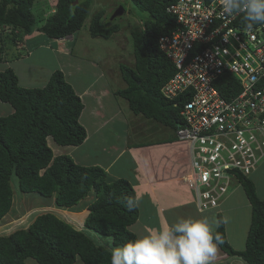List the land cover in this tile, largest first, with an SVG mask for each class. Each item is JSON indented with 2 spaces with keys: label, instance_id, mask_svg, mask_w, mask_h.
Returning a JSON list of instances; mask_svg holds the SVG:
<instances>
[{
  "label": "trees",
  "instance_id": "trees-1",
  "mask_svg": "<svg viewBox=\"0 0 264 264\" xmlns=\"http://www.w3.org/2000/svg\"><path fill=\"white\" fill-rule=\"evenodd\" d=\"M134 2L148 20L142 28L130 31L133 65L120 63L126 88L115 96L124 99L135 116L175 130L182 120L181 103L160 92L175 67L159 44L161 37L170 36L177 27L175 18L166 13L174 0ZM39 3L0 0V62L26 56L24 45L28 47L26 42L37 33L54 41L77 34L89 20V35L108 41L121 28L114 23L118 17L108 19L104 9L90 14L92 0H56L53 14L44 13L49 4L39 9ZM238 21L246 27L243 13ZM220 87L225 93V87ZM0 102L12 108L11 114L0 116V220L10 211L16 193L53 200V207L63 210H71L94 193L81 228L43 211L26 227L0 235V264H74L77 259L83 264H111V251L95 244L84 230L110 239L113 247L137 239L129 230L139 215L135 192L125 179L108 182L98 166L78 165L68 155L54 156L48 138L57 146H80L87 135L79 122L83 105L62 72L52 73L41 88H23L11 69L0 71ZM237 176L251 207L245 248L236 251L229 245L220 214L212 234L220 236L217 246L226 255L246 264H264V200L257 196L249 177Z\"/></svg>",
  "mask_w": 264,
  "mask_h": 264
},
{
  "label": "built area",
  "instance_id": "built-area-1",
  "mask_svg": "<svg viewBox=\"0 0 264 264\" xmlns=\"http://www.w3.org/2000/svg\"><path fill=\"white\" fill-rule=\"evenodd\" d=\"M166 13L177 27L159 44L175 74L160 92L181 103L174 137L186 146L201 212L264 162V24L240 25L242 13L226 17L222 0H174Z\"/></svg>",
  "mask_w": 264,
  "mask_h": 264
},
{
  "label": "crops",
  "instance_id": "crops-1",
  "mask_svg": "<svg viewBox=\"0 0 264 264\" xmlns=\"http://www.w3.org/2000/svg\"><path fill=\"white\" fill-rule=\"evenodd\" d=\"M85 35L82 36V39H85ZM77 39L78 35L75 34L71 36H66L59 40H54L53 44H60L64 41L72 42L73 40L74 45L75 40ZM79 42H81L82 44V40H79ZM24 46L27 50L26 52H28V54L31 53L32 56L36 49L43 50L44 48V46L42 45H37L33 47V50L31 51L26 45ZM56 48L61 49L62 47ZM55 49L50 50L51 54L48 56L53 57L57 61V67H59V70L56 71L62 72L65 81L71 86L74 93L81 100L83 110L79 118V122L81 125L84 126L87 135L85 141L80 146L61 147L57 146L50 139L53 146L58 149L57 152H53L54 156L68 155L78 165L98 166L106 173L108 182L116 179L127 180L124 176L126 174H131V176L133 177V182H131L132 184L128 180L127 181L131 184L133 190L136 191L138 188L143 190L144 195H146L144 197L146 203H149L150 201L155 203V206L150 207L152 208L150 214H157L159 218H161L163 221L161 223H158L159 219H157V221H154V218L151 217V219L149 218L148 220L150 224L143 223L141 219L142 214L140 213V209H138L139 215L137 221L133 225L129 226V230L135 234L136 238H141L145 235H148L150 232L158 231L167 226L172 227L176 223L180 222L177 216L181 215V207L187 205H195L193 197L186 198L185 194L187 193H182V191H186L184 188L191 191L188 184L190 167L188 163L186 146L184 144L175 142L174 130H172V134H170L169 131L171 130L163 126V130L165 131V133L168 134V136H166V134L161 136L156 135L155 138L151 139L149 137L144 138V136L139 135L140 133L137 135L134 134L135 132H133V130L135 129L137 121L144 120L146 121L145 123H147V126H151L152 124H149L148 120L141 115L135 116L128 109L126 101H122L120 100L121 98H117L115 96V93L118 90L126 88V84L122 80L120 72H115L116 74H112L111 71L101 68L98 63L94 62V59H90V61H84L82 56L85 53H81V56L77 57L73 53V51H64L65 48H62V51ZM26 60L27 59H25V57L11 60H8L7 58L3 62H0V71H4L5 69H11L16 75L17 69L22 67ZM119 65L120 63H118V68ZM86 77H89L87 81L84 80ZM49 78L45 80L46 83L48 82ZM104 82L106 84H104ZM115 82L118 83V88L114 90L113 88H111L110 85ZM18 84L20 87L30 88L29 86H21L19 79ZM104 99L105 103L102 102V100ZM7 106L9 108V113L2 116H6L12 113V108L9 105ZM88 116L90 120H93V122L90 124L81 123V120H84V118ZM99 116H102V120ZM97 119L100 120L96 122ZM108 126H119L121 136L113 137L110 140H103V130ZM136 131L140 132L137 129ZM130 134H132L131 137ZM146 138H148L149 141H146ZM48 145L50 146L49 143ZM50 148L52 149L51 146ZM170 183L173 184V186H171ZM175 184L178 186V188L180 187V193L176 192ZM159 185L161 186L157 188ZM164 185L169 186V189L171 187L170 190H174L171 192H176V194H182V199H185V204L183 203L180 205V202H175L174 205L170 204V198L172 193L165 191L163 192V190H165L166 188ZM234 192L235 191L233 189V191H231V193L227 195V197L220 203L217 208L211 209L210 212L212 214H206L203 215V217H199V214H197L198 216L194 215L193 218H191L190 214L188 213V219L200 220L207 218L209 221V225L212 228V231H214L218 224V219L216 217L218 214H220L224 223L225 236L230 245L231 243L227 238L226 228L228 222L224 218V214L230 216L231 212L235 209L233 206L235 195ZM161 200L163 205H161ZM135 201L138 202V195L136 196V194ZM49 204L52 205L51 201L47 200L43 201L42 205L38 204L36 206L39 208H47L44 206ZM89 204L90 203L86 204L85 206L82 205L80 207L77 205L71 210H65L72 215L71 221L73 222V224L75 222V224L79 228H81L80 226H82L83 221L86 215L88 214L87 208ZM52 210H55V207H53ZM50 212L55 213L54 211ZM174 214L176 216V220L173 223ZM70 224L73 227H76L75 224ZM232 225L233 230L237 231V233H234L236 236V234H238L237 224H235L234 221V224ZM232 248L236 251L244 250H237V248L234 247ZM210 264L246 263L239 257H232L226 255L217 246V251L215 255L210 258Z\"/></svg>",
  "mask_w": 264,
  "mask_h": 264
},
{
  "label": "rangeland",
  "instance_id": "rangeland-1",
  "mask_svg": "<svg viewBox=\"0 0 264 264\" xmlns=\"http://www.w3.org/2000/svg\"><path fill=\"white\" fill-rule=\"evenodd\" d=\"M49 4L50 8L44 10L45 14H53L54 13V7L56 0H40L39 3V9L43 8L45 5ZM121 7L125 13H123L120 18L118 17L115 19V24L119 25L120 31L115 34L110 40L104 41L103 39L100 38H95L93 39L89 34H88V23L89 20L85 22V25L83 28L80 30V32L76 35H78V39L75 40V43L73 45V40L71 41H64L63 43L61 42L60 44H53V40L50 41L47 38H45L42 35H39V33L34 34V37L31 38L29 41L26 43L28 44V49L31 51L33 50V47L37 45H42L44 46L43 50L41 49H36L33 56L32 54H27L25 59H27L22 67L18 68L16 71V75L18 76L19 82L21 86L27 87L29 86L30 88H41L45 85L46 81L49 76L51 75L52 72L59 70V67H57V61L48 55L51 54L50 50L55 49L56 47H62L65 48L64 51L72 52L77 56L80 57L81 53H85L82 58L84 61L90 59H94V62L98 63V65L101 68H104L106 70H109L112 72V74L119 73V68H118V63H123L128 66L133 65V50H132V45L130 40V31L133 29H140L142 28V24L144 21L148 20V15L146 13L140 12L135 5L134 0H92V7L90 14H94L96 11L100 9H104L106 12V15H108V19H110V16L112 13L117 9ZM136 28V29H135ZM88 34V35H85ZM85 35V39H82V36ZM38 36V37H37ZM35 37L36 40L34 39ZM79 40H82L79 42ZM37 41V42H34ZM73 45V46H72ZM40 48V47H39ZM61 49L56 48L55 50H60ZM22 57V58H24ZM13 59L10 57L9 60ZM43 63V64H40ZM41 65V66H40ZM115 70V71H112ZM116 72V73H115ZM49 75V76H48ZM89 77L85 78L84 80H88ZM104 84H106L104 82ZM111 88L114 90L118 88V83H113L110 85ZM124 100V99H120ZM125 101V100H124ZM102 102L105 103V99L102 100ZM125 103V102H123ZM125 105V104H124ZM131 112V111H130ZM9 113V108L7 104L1 103L0 102V116L8 114ZM102 120V116H99ZM100 119H97L96 122H98ZM93 120L89 119L88 117H85L84 120H81V123H92ZM146 121H137L135 129L133 132L134 134H139L145 137H149L151 139L155 138L156 135L161 136L165 135L168 136L167 133L163 130L164 128L155 123L152 122V120L148 119V123L152 124L151 126H147L145 123ZM134 127V126H133ZM139 130L140 132L136 131ZM169 131L170 134H172V130ZM104 133L102 135L103 140H110L113 137H120L121 136V131L119 129V126H108L105 128ZM132 132V133H133ZM142 132V133H141ZM133 134V135H134ZM138 135V136H139ZM147 135V136H146ZM132 134H130V137ZM143 139V138H142ZM147 139V140H146ZM146 141H149L148 138H146ZM160 139V138H159ZM48 143L52 147V151L55 153L57 152V148L53 146L51 143L50 138H48ZM57 154V153H56ZM130 183L133 182V177L131 174H126L124 176ZM132 180V181H131ZM249 180L254 184L256 188V193L257 196L264 200V162H262L258 168V170L251 175H249ZM132 184V183H131ZM177 184V183H176ZM175 184V185H176ZM171 186L173 184L170 183ZM174 185V186H175ZM161 185H159L157 188H159ZM166 188L163 190V192H171L174 190H170L168 188L169 186L164 185ZM156 188V189H157ZM180 188V187H179ZM178 186L176 185V192H181V189H179ZM186 191H182V193H187L186 198H194V191L193 190H188L184 188ZM234 189V210L231 212L230 216L227 214H224V218L227 220L228 225H227V238L230 241L231 247L237 248V250H242L245 247V238L247 236V230L249 229L250 225V218H251V209L250 206L245 198V195L243 193L242 188L239 186L237 183H233L232 186L229 189L228 194L233 191ZM135 191V190H134ZM176 192H171V203L170 204H175V202H180V205L184 203L185 199H182V194H176ZM136 196L138 195V202L137 207L140 209L141 219L143 223H149L148 221L149 218L151 217L154 218V221L158 220V223L163 222L159 216L156 215H151L150 211L152 208L155 206V203L150 201L149 203H146V200L144 197L143 190L142 189H137L135 191ZM18 195H21L18 193ZM17 193L15 194L12 207L10 211L0 220V235L8 233V231H12L16 229L17 227L24 225L25 227L27 226L26 224L31 222L35 214L38 212H41L42 210H47V211H54L57 215L58 218L64 219L70 223L73 224L71 221L72 215L63 209H58L55 208V210H52L53 208V200H48L51 201L52 205H45L44 207L47 208H39L36 206V202L38 204L42 205V202L44 201L42 198L37 197V195H26L23 194L22 197H19ZM227 197V196H226ZM36 199V200H35ZM94 200V193L91 192L84 200H82L78 206L86 205L88 203H91ZM185 204V203H184ZM161 205H163L162 200H161ZM197 207L196 205H187L184 207H181V215L177 216L178 220L180 221L181 219H188V213L190 214L191 218H193L194 215L199 214V217H203V215L210 214V210H204V211H198L196 210ZM208 212V213H207ZM202 214V215H201ZM212 214V213H211ZM198 216V215H197ZM217 218V217H216ZM176 220V216L174 214L173 218V223ZM235 221V224H237V229H238V234L237 231L233 230V225ZM75 224V222H74ZM73 224V225H74ZM81 225V223H80ZM76 227H78L75 224ZM81 227V226H80ZM79 228V227H78ZM225 230V229H224ZM90 238L93 240L95 244L98 246L105 247L109 249L110 251L115 248L111 245V241L108 238L101 237L91 231L84 230ZM74 264H83L79 259L75 261Z\"/></svg>",
  "mask_w": 264,
  "mask_h": 264
},
{
  "label": "clouds",
  "instance_id": "clouds-1",
  "mask_svg": "<svg viewBox=\"0 0 264 264\" xmlns=\"http://www.w3.org/2000/svg\"><path fill=\"white\" fill-rule=\"evenodd\" d=\"M222 13L226 17L243 13L245 25L251 29L264 24V0H222ZM221 242L219 235L213 236L207 218L181 219L172 227L113 248L111 264H210Z\"/></svg>",
  "mask_w": 264,
  "mask_h": 264
},
{
  "label": "water",
  "instance_id": "water-1",
  "mask_svg": "<svg viewBox=\"0 0 264 264\" xmlns=\"http://www.w3.org/2000/svg\"><path fill=\"white\" fill-rule=\"evenodd\" d=\"M123 9L121 8V7H119V8H117L113 13H112V15H111V20H113V19H115V18H117V17H120V16H122L123 15Z\"/></svg>",
  "mask_w": 264,
  "mask_h": 264
}]
</instances>
